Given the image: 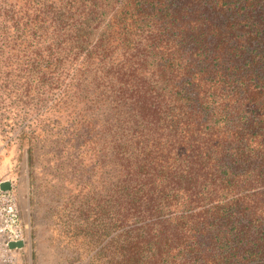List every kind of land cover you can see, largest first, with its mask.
I'll return each instance as SVG.
<instances>
[{
  "label": "trees",
  "instance_id": "trees-1",
  "mask_svg": "<svg viewBox=\"0 0 264 264\" xmlns=\"http://www.w3.org/2000/svg\"><path fill=\"white\" fill-rule=\"evenodd\" d=\"M7 129L87 264H264V0H0Z\"/></svg>",
  "mask_w": 264,
  "mask_h": 264
},
{
  "label": "rangeland",
  "instance_id": "rangeland-1",
  "mask_svg": "<svg viewBox=\"0 0 264 264\" xmlns=\"http://www.w3.org/2000/svg\"><path fill=\"white\" fill-rule=\"evenodd\" d=\"M17 136L18 130H0V184H10L0 194L14 198L23 247L11 250L0 236V264H87L90 253L76 246L79 242H74L71 231L76 196L71 157L61 147L45 144L38 148L31 168L27 147L17 142ZM62 153L67 155L63 158Z\"/></svg>",
  "mask_w": 264,
  "mask_h": 264
},
{
  "label": "built area",
  "instance_id": "built-area-1",
  "mask_svg": "<svg viewBox=\"0 0 264 264\" xmlns=\"http://www.w3.org/2000/svg\"><path fill=\"white\" fill-rule=\"evenodd\" d=\"M0 236L6 245L23 240V227L18 218L14 198L9 194H0Z\"/></svg>",
  "mask_w": 264,
  "mask_h": 264
},
{
  "label": "water",
  "instance_id": "water-1",
  "mask_svg": "<svg viewBox=\"0 0 264 264\" xmlns=\"http://www.w3.org/2000/svg\"><path fill=\"white\" fill-rule=\"evenodd\" d=\"M10 188V184L7 182L1 183L0 184V191L4 192V191H8ZM8 248L13 250V249H20L23 247V242L19 241V242H11L8 245Z\"/></svg>",
  "mask_w": 264,
  "mask_h": 264
}]
</instances>
